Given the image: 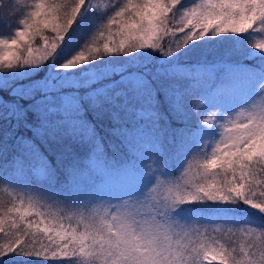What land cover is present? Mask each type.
Instances as JSON below:
<instances>
[{"label": "trees", "instance_id": "trees-1", "mask_svg": "<svg viewBox=\"0 0 264 264\" xmlns=\"http://www.w3.org/2000/svg\"><path fill=\"white\" fill-rule=\"evenodd\" d=\"M197 1L179 0L140 49L109 27L129 0H85L54 54L0 65V214L13 209L0 245L20 236L29 250H70H17L0 264H220L213 251L227 264H264V213L253 206L264 200V52L253 47L264 42V16L246 31L185 25ZM251 1L256 15L264 0ZM35 3L0 0V41L15 57L43 46L40 35L12 45ZM80 52L87 63L59 67ZM104 63L91 82L77 78ZM188 167L196 173L181 184ZM17 209L29 215L20 221ZM41 220L84 241L56 245L37 231Z\"/></svg>", "mask_w": 264, "mask_h": 264}, {"label": "snow or ice", "instance_id": "snow-or-ice-1", "mask_svg": "<svg viewBox=\"0 0 264 264\" xmlns=\"http://www.w3.org/2000/svg\"><path fill=\"white\" fill-rule=\"evenodd\" d=\"M84 3L85 0H75L74 5L70 6L68 0H59L58 3L56 0H51V2L50 0H36L34 10L30 13L28 20L23 23L22 30L17 33V39L12 41V45H18V41L31 44L36 36H41V39L44 41L43 46L30 51L29 58L25 60L26 64L38 65L47 58V55L51 54V49H54L58 43L63 41L65 34L77 18L81 6ZM177 3H179V0H171V2H169V0H129L127 7L113 17L109 27L111 28L112 25H116L118 31L124 34L125 38L137 32L153 29L162 24L164 17L172 11ZM66 7L67 11L64 10ZM258 8L259 12L256 15L250 14L240 27L233 28L232 30L246 31L250 28L255 20L264 16V3H261ZM223 9H228L229 14H234L238 10L242 13L243 6L212 3L211 0H205V3L201 7L186 13L184 23L189 26L195 25L197 28H200L202 25L205 28L210 27L215 23V17H217ZM44 30H51L56 33L55 42H53V39L50 40L48 37L41 35ZM225 30L224 28L220 29V31ZM7 56L11 57V63H15L14 53L9 52ZM65 67H67V65ZM217 163L218 160L214 159L206 165V168L212 169L216 167ZM246 202L251 203V201ZM260 203V201H256L253 206L258 208ZM12 211L13 209H9L7 212L0 214V232L4 231V225L7 222L6 218L10 216ZM17 212L20 221H23L24 218L29 215L27 211H20L17 209ZM40 224H44L42 229L39 227ZM27 227L31 229L33 225L30 223ZM36 228L37 231H42L47 235L48 239L56 245H59L61 241L66 238L69 239V243H73L77 241V239L81 241L83 239V237L77 238L74 232L66 233L62 228H53L49 223L43 220L37 223ZM27 245V241H22L20 236H15L9 240L6 247L0 245V257L13 254L17 250L22 251L25 255H35L38 257L47 256V254L50 253L53 258L59 255L68 256L70 253L68 244H64L63 247H56L54 250H52L49 245L42 246L40 250H36L35 248L29 250ZM262 258H264V254H262ZM209 259H216L220 261V264H227V257L222 255L219 251L210 252ZM245 259H248V257L246 256ZM248 264H258V260L251 259L248 261Z\"/></svg>", "mask_w": 264, "mask_h": 264}, {"label": "rangeland", "instance_id": "rangeland-1", "mask_svg": "<svg viewBox=\"0 0 264 264\" xmlns=\"http://www.w3.org/2000/svg\"><path fill=\"white\" fill-rule=\"evenodd\" d=\"M211 2L212 3L235 4L237 6H241V5L243 6L242 13L238 10L234 14H229V10L228 9L221 10L220 14L217 17H215V23L210 26V28H213L217 32H219V30L221 28H224V29H233V28H235L237 26L240 27L242 25V23L247 20V18L249 17L250 14L253 15L252 11H250V7L253 8V6H257V4L253 3V1H251V0H211ZM204 3H205V0H198L197 1V5L196 6L195 5H192L190 8L185 9L184 10V14L186 15V13L191 12L193 9H197V8L201 7ZM257 29H260V27H257ZM158 30H159V25L157 27L153 28V29L146 30L144 32H137L136 34L131 35V36H128L127 38H125L124 34H122L121 36L124 37V39L122 38V41L134 40L136 42L138 48L141 49V48L145 47V45H151L155 41H157ZM253 34H254V31H253V33L251 32V35H253ZM0 42H4V43H0V58H2V59H0V65H1L3 62H5L6 60H9V59L7 58V49L5 48V47H8V44L5 43L7 41L1 40ZM138 52H139V50H136L135 51V54L138 53ZM103 66H107V65L104 63V64H102V67H99V66H90L88 68V69H90L89 71L82 72L83 75L82 76H79L77 78L82 77L84 84L89 83V82H91V80H94L95 78H97L94 75V72H92V69L95 68V67H98L100 70L105 69ZM112 71L113 70H111V72ZM74 85H78V82H76ZM186 87L183 89V91L186 90ZM244 94H246L247 96L246 97H243L244 95H241V97L238 98V101L241 103V107L244 110H247V108L250 105L251 100L253 99L252 98L253 95L250 92H248V91H245ZM114 105H116V106H122L123 103H119L118 102V103H116ZM223 117H224V119L227 118L226 115H223ZM224 131H225V128H223V127L217 131V133L215 134V137L213 138L211 144L209 145L210 148H213L214 149L216 147L217 143L222 138ZM184 138L185 137H181L180 136V139H184ZM195 173H196V170H195L194 167H188V168H186L184 170V173L182 175V178H181V182L180 183L182 184V183H184L186 181L183 178V176H185L186 179L189 178V179L192 180L193 177H194V175H195ZM43 227L44 226H42L40 228L42 229ZM62 229L66 233H73L72 230H66L64 228H62ZM75 235H76L77 238L83 237V236L78 235L76 233H75ZM65 240H69V239L66 238ZM82 240L84 241V237H83ZM241 242L242 241L240 240L239 241V244Z\"/></svg>", "mask_w": 264, "mask_h": 264}, {"label": "clouds", "instance_id": "clouds-1", "mask_svg": "<svg viewBox=\"0 0 264 264\" xmlns=\"http://www.w3.org/2000/svg\"><path fill=\"white\" fill-rule=\"evenodd\" d=\"M64 10L67 11V7ZM193 27H195V25H193ZM201 31H203V29H201ZM54 34L55 35L52 38L53 39V42H55V37H56V33H54ZM196 38H198V37H196ZM184 39H187V36H185ZM60 43H58L54 49H51V54L50 55H52V54L55 53V51L59 47ZM253 47L254 48H258L262 52H264V42H260V43L253 44ZM18 52H19V56L18 57H15V63H11L9 65V67H12L13 65H17V64H19L21 66L26 65L25 60L28 59L29 56L28 57L25 56V50H23V49L18 50ZM50 55H47V58ZM91 58L98 59V56H92ZM0 59H2V58H0ZM80 63H87V59L85 58V54L83 52L77 53L75 56L71 57L70 59L66 60L64 63H62L61 65H59V67L65 69L66 68L65 67L66 65H67V67H74V66H78ZM189 195L191 196L192 199H200V198H202L203 193L194 192V193H189ZM208 198H214V197H212L211 194H209V197ZM259 201L261 203H260V206L258 207V210L260 212L264 213V200H259ZM261 247H264V244H262Z\"/></svg>", "mask_w": 264, "mask_h": 264}]
</instances>
